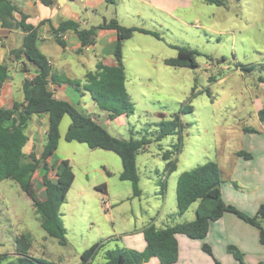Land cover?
<instances>
[{"label":"rangeland","instance_id":"rangeland-1","mask_svg":"<svg viewBox=\"0 0 264 264\" xmlns=\"http://www.w3.org/2000/svg\"><path fill=\"white\" fill-rule=\"evenodd\" d=\"M218 1L223 5L176 0L171 15L138 0L128 2V16H124L128 28L153 32L158 38L135 32L122 46L133 113L128 117V132H119V139H153L161 121L177 118L181 125V132L152 142L136 157L141 195L133 198L131 183L119 180L116 169L122 165L115 154L64 140L70 124L65 116L52 156L53 162L67 160L74 174L59 210L66 229L65 244L42 230L31 200L17 183L4 180L0 182V255L14 257L16 237L27 234L29 254L52 264H80L84 250L103 242L92 260V264H102L107 250H134L129 247H135L139 230L147 223L162 229L194 220L197 203L185 214H176L177 179L183 172L217 162L239 148L240 120L243 116L254 125V118L248 116L254 110L250 95L258 78H264V0ZM181 48L196 52V67L165 65L167 59L185 58ZM249 66L251 72L241 71ZM178 136L182 145L176 170L164 176L161 154L173 150ZM43 172L40 166L33 176L40 199L44 197ZM55 176L48 175L51 180ZM162 179L164 195L158 185ZM102 185L104 191L96 189Z\"/></svg>","mask_w":264,"mask_h":264},{"label":"trees","instance_id":"trees-1","mask_svg":"<svg viewBox=\"0 0 264 264\" xmlns=\"http://www.w3.org/2000/svg\"><path fill=\"white\" fill-rule=\"evenodd\" d=\"M204 1L208 4L223 5L218 0ZM19 11L10 0H0V26L3 29L19 30L23 33L20 47L10 52L9 59L16 60L23 57L34 66L35 75L30 80L23 82L22 102H15L10 109H0V182L12 180L17 183L21 191L31 200L42 230L49 237L57 239L61 245H64L66 229L60 219L59 210L72 185L74 174L67 160L47 163V159L53 156L57 150L62 119L65 116L70 119L64 136L66 142L84 144L90 150L111 152L120 159L122 172L119 175V180L131 183L133 198L141 195L138 187L136 157L139 153L144 152L152 142L158 143L165 137L176 134L179 130L181 132V129L178 130L181 125L177 118L168 123L161 121L158 124L159 131L153 139H119L110 135L91 116L78 112L65 101L54 99L49 90L50 83L68 84L77 91L87 92L96 106L108 113L110 120L121 115L129 117L133 113V107L125 88L126 75L122 46L135 32L158 38L155 33L137 28H125L116 19L89 29H81L79 24L70 20L62 21L56 28H52L50 35L61 47L65 46L62 35L68 31H73L77 35L81 48L92 45L99 30L116 32L118 42L113 55L114 66L97 64L96 71L86 74L85 82L81 85L77 81L56 78L52 75L47 59L36 46V29L26 24V17ZM14 13H20V21L14 19ZM179 50L181 53H187L188 57L183 54L185 57L183 59H167L164 61L165 65L184 68L196 67L194 61L196 52L185 48ZM9 59L0 63V89L8 79ZM252 70L251 66L241 69L246 73ZM258 80L264 84V78L260 77ZM186 111L190 112V107H186ZM41 115L48 117L42 152L40 156L34 153L26 156L23 148L29 140L26 133L28 125L33 117ZM181 145L182 138L178 136L173 150L161 154V158L165 162L164 176H168L176 170V155L179 154ZM238 155L247 157L242 152H238ZM40 166L44 171L41 175V183L44 187L42 199L39 198L33 184V176ZM49 173H55L56 176L53 180L48 177ZM165 179L158 182L161 195L165 193ZM220 185V171L215 162H207L190 171L183 172L176 182V214H185L193 204L197 203L194 220L162 229L157 228L154 224H149L142 231L145 243L143 251L118 248L107 250L104 254L105 262L102 264H145L152 258L157 259L160 264H174L178 259L176 236L182 235L191 240L203 241L210 224L218 221L225 213L234 214L243 222L255 227L259 231V241L264 245V204L258 207L254 216H248L223 202ZM104 188L102 185L96 189L104 191ZM103 246V242L95 243L84 250L80 254V264H92V260ZM30 247L29 235L21 234L15 239V256L9 257L8 254H1L0 264H52L32 257L29 254ZM202 251L212 256L208 245L203 244ZM227 252L239 264H244L242 255L235 247L228 246Z\"/></svg>","mask_w":264,"mask_h":264},{"label":"crops","instance_id":"crops-1","mask_svg":"<svg viewBox=\"0 0 264 264\" xmlns=\"http://www.w3.org/2000/svg\"><path fill=\"white\" fill-rule=\"evenodd\" d=\"M10 1L26 17V24L36 29V46L47 59L54 77L77 81L83 85L86 74L95 72L97 64L114 66L113 55L118 42L115 31H97L94 43L84 48H81L78 37L73 31L62 35L64 47L58 45L50 33L52 28H56L66 20L76 22L81 29H89L116 19L121 26L128 28L124 16H128V2L131 0ZM138 1L166 11L170 15L171 10L177 5L176 0ZM20 13H14L16 21H20ZM22 37L23 33L19 30L10 31L0 26V63L9 59L12 50L20 47ZM8 67V79L0 89V109H10L15 102H22L23 82L35 75L34 66L23 57L16 60L9 59ZM49 90L54 99L65 101L78 112L91 116L113 137L122 138L120 133L128 132L126 115L110 120L108 113L99 109L87 92L77 91L65 83H50ZM254 90L255 92L250 95L254 110L248 115L254 118V125H249L242 116L240 121L243 125L238 129L239 148L228 156L223 155L215 162L220 171L223 202L248 216H254L258 207L264 204V84L259 82ZM241 112L244 113V104ZM47 127L46 115L32 118L26 131L29 140L23 148L26 156L31 153L40 156ZM238 152L246 154L247 157L239 156ZM47 163H53L52 156L47 159ZM116 170L120 175L122 168ZM149 224L153 223H147L139 230L135 247L131 245L129 248H134L138 252L144 250L142 231ZM176 241L178 259L174 264H239L227 252L228 246L238 250L244 264H264V245L259 241V231L231 213H225L218 221L211 223L203 241L191 240L182 235H177ZM203 244L210 247L212 256L202 251ZM145 264L160 263L152 258Z\"/></svg>","mask_w":264,"mask_h":264}]
</instances>
